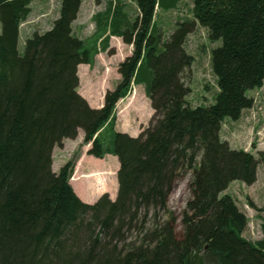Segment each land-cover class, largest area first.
Instances as JSON below:
<instances>
[{
	"label": "trees",
	"instance_id": "1",
	"mask_svg": "<svg viewBox=\"0 0 264 264\" xmlns=\"http://www.w3.org/2000/svg\"><path fill=\"white\" fill-rule=\"evenodd\" d=\"M82 1L60 0L51 27L27 39L20 55L31 0H0V264H264V217L261 238L246 239L248 219L224 194L231 182H256L264 152L254 156L220 138L224 120L252 107L247 92L264 85V0H192V20L178 21L166 41L157 10L180 0H131L132 19L122 4L109 6L93 17L96 31L86 40L72 31ZM197 25L221 44L211 52L214 103L191 108L183 73L193 58L184 44ZM110 37L131 53L102 106L92 108L77 92V67H91ZM136 85L153 113L131 137L115 130V108ZM79 130L87 155L117 158L114 200L87 204L75 194L69 180L78 150L52 172L53 149ZM184 174L191 197L177 236L168 200ZM109 176L86 178L90 194Z\"/></svg>",
	"mask_w": 264,
	"mask_h": 264
},
{
	"label": "rangeland",
	"instance_id": "2",
	"mask_svg": "<svg viewBox=\"0 0 264 264\" xmlns=\"http://www.w3.org/2000/svg\"><path fill=\"white\" fill-rule=\"evenodd\" d=\"M119 3L122 4L124 11L131 19L136 16V7L131 0H83L78 16L72 23L74 35L82 40L92 37L96 31L93 17L95 15L98 17L109 6L112 8L114 4ZM29 7L31 12L19 28L17 50L20 55L23 54L27 39L31 38L34 33L41 34L51 27L59 14L60 0H31ZM191 8L192 0H180L174 10H157L155 21L162 32L163 41L169 38L178 21L192 20ZM220 44L221 41L219 40L215 42L208 40L206 30L199 25L185 40L184 49L193 58L190 67L185 69L183 73V82L190 90L185 99L191 108L214 103L217 88L215 77L211 71V52ZM130 53L131 46L123 44L120 38L110 37L109 48L106 52L99 53L94 57L91 67L85 64H80L77 67V92L90 107H101L105 92L113 89L120 79L117 73L118 64ZM141 88L143 87H137L136 91L143 93ZM133 94L135 95V92L133 93L132 89L127 100H120L116 104L115 130L118 132L122 133V131L128 130V132L135 131L139 134L148 125L150 118L146 115L147 111L137 112L135 108L126 110ZM247 96L252 98L253 106L244 110L237 121L226 119L221 127L220 138L226 141L231 148L243 150L255 156L259 151L264 152V85L260 89L248 91ZM82 139L83 132L79 130L75 139L64 140L62 147L53 149L52 172L58 173L64 163L78 150L79 156L75 161L69 183L71 187L73 186L79 191L80 200L87 204H93L103 195L114 200L117 193V158L106 155L102 159H97L87 155L90 144L82 145ZM96 169L107 170V172L102 173L110 174L108 178L111 181L108 180L107 184H100L99 190L91 195V191L88 190L89 188L91 190V183L86 178L98 175ZM111 174L114 175L111 176ZM190 177V174H184L175 182L168 200L169 211L176 218L175 232L177 236L182 233L181 218L186 203L191 197ZM224 194L233 198L237 208L248 219L243 236L250 241L260 239L258 216L264 217V211L256 212L250 207L249 202H252L258 209L264 208V166L259 165L258 176L254 184L247 186L239 181H234L229 184Z\"/></svg>",
	"mask_w": 264,
	"mask_h": 264
},
{
	"label": "crops",
	"instance_id": "3",
	"mask_svg": "<svg viewBox=\"0 0 264 264\" xmlns=\"http://www.w3.org/2000/svg\"><path fill=\"white\" fill-rule=\"evenodd\" d=\"M142 85H136V86H134L133 87V93L135 92V95L133 94V96H132V99H130V103H129V106H128V108L126 109V110H129L130 108H135L136 109V111L137 112H140V111H147L146 112V115L150 118V116L152 115V113H153V110L151 109V107H150V102H149V100L146 98V96H145V92H144V88H141V89H143L142 91H143V93H141V91H136V88L137 87H141ZM143 87V86H142ZM135 88V89H134ZM129 97H130V94L128 95ZM126 97L124 100H127V98H129V97ZM123 100V101H124ZM225 121V120H224ZM122 133H126V134H128L129 136H131V137H135V136H137V134H138V132H135V131H132V132H128V130H125V131H122ZM261 166V165H260ZM258 169H259V165H258V167H257V176H258ZM96 171V173H99V172H107V170L106 171H103V170H101V169H96L95 170ZM73 187V186H72ZM77 188V187H76ZM73 190H74V192L76 193V195L78 196V197H80V195H79V191L77 190V189H75L74 187H73ZM86 200H88L87 198H86Z\"/></svg>",
	"mask_w": 264,
	"mask_h": 264
}]
</instances>
